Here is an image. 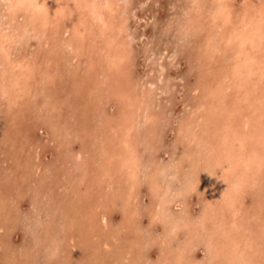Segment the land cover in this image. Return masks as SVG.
<instances>
[{
  "label": "rangeland",
  "instance_id": "374dc122",
  "mask_svg": "<svg viewBox=\"0 0 264 264\" xmlns=\"http://www.w3.org/2000/svg\"><path fill=\"white\" fill-rule=\"evenodd\" d=\"M31 1L0 0V264H264V0Z\"/></svg>",
  "mask_w": 264,
  "mask_h": 264
},
{
  "label": "bare ground",
  "instance_id": "6f19581e",
  "mask_svg": "<svg viewBox=\"0 0 264 264\" xmlns=\"http://www.w3.org/2000/svg\"><path fill=\"white\" fill-rule=\"evenodd\" d=\"M15 1V0H14ZM33 1H35V2H38V3H36V4H34L33 5V7L36 9V10H39V11H41V10H44L45 9V7L47 6V3L45 2V1H40L39 2V0H33ZM33 1H31V3L33 2ZM64 1V0H63ZM211 1V0H210ZM220 1V0H219ZM11 2V1H10ZM75 2V1H74ZM223 2V1H222ZM17 3H18V1H17ZM62 2H60V4H61ZM13 4V3H12ZM229 4V3H228ZM8 5V4H7ZM18 5V4H17ZM20 5V4H19ZM24 5V4H23ZM67 5V4H66ZM221 5V4H220ZM11 6V5H10ZM76 6V5H75ZM113 6V5H112ZM225 6V5H224ZM229 6V5H228ZM227 6V7H228ZM17 7V6H16ZM71 7V6H70ZM15 8V7H14ZM18 8V7H17ZM50 8V7H49ZM66 8V7H65ZM221 8V7H220ZM219 8V9H220ZM69 9V8H68ZM222 9L224 10V8L222 7ZM50 10V9H49ZM218 10V9H217ZM228 10V9H227ZM71 11V10H70ZM200 11V10H199ZM219 11V10H218ZM72 12H73V10H72ZM203 12V11H202ZM228 12V11H227ZM99 13V12H98ZM220 14H221V12H219ZM94 14V13H93ZM227 14V13H226ZM225 12H224V17L223 18H225ZM229 14V13H228ZM75 15V14H74ZM217 15V14H216ZM219 15V14H218ZM214 17V16H213ZM212 17V18H213ZM216 17H218V16H216ZM216 17H215V19H216ZM222 16H220V18H221ZM219 18V19H220ZM226 19V18H225ZM228 19H229V17H228ZM231 19V18H230ZM218 20V19H217ZM224 20V19H223ZM210 21H212V20H210ZM215 21V20H214ZM228 21V20H227ZM221 22V21H220ZM225 22V20L223 21V23ZM229 22V21H228ZM63 23V22H62ZM217 22L215 21V24H216ZM76 24V23H75ZM35 25V24H34ZM222 25V24H221ZM220 25V26H221ZM223 25H226V23L225 24H223ZM231 25V24H230ZM215 26V25H214ZM246 26V25H245ZM211 27H213V26H211ZM228 27V29H229V26H227ZM231 27H232V25H231ZM262 26H258V28H256L257 30H258V32L259 33H261V35H263L264 33H263V31H262ZM108 29V27L105 29V31ZM214 29V28H213ZM220 28H218V30H219ZM223 29V28H222ZM224 29H225V26H224ZM81 30V29H80ZM220 31V30H219ZM225 31V30H224ZM230 31V30H229ZM228 31V32H229ZM31 32V31H30ZM226 33H227V31H225ZM234 33V32H233ZM263 33V34H262ZM109 34H111V33H109ZM232 35V34H231ZM235 35V34H234ZM29 36V35H28ZM32 36V35H31ZM112 35H110L109 37H111ZM217 36H218V34H217ZM227 36H229V34H227ZM115 37L116 36H114V38L113 39H115ZM221 37H222V35H221ZM236 37H237V35H236ZM228 38V37H227ZM230 38V37H229ZM228 38V39H229ZM233 38V37H232ZM219 39V38H218ZM222 39H224V37L222 38ZM226 39V38H225ZM231 39V38H230ZM31 40V39H30ZM112 40V39H111ZM117 40V39H116ZM234 41H235V38L233 39ZM232 40V41H233ZM237 40V39H236ZM252 40V39H251ZM54 41V40H53ZM113 41V40H112ZM222 41V40H221ZM224 41V40H223ZM52 42V41H51ZM217 42V41H216ZM228 42V41H227ZM116 43V42H115ZM114 43V44H115ZM226 43V42H225ZM228 43H231L230 41L228 42ZM45 44V43H44ZM48 44V43H47ZM50 44V43H49ZM125 44V43H124ZM123 44V45H124ZM112 45V44H111ZM116 45H117V43H116ZM115 45V46H116ZM252 45V44H251ZM108 46V45H107ZM240 46V45H239ZM259 46V45H258ZM106 47V46H105ZM119 47V46H118ZM125 47V46H124ZM239 48V47H238ZM125 49V48H124ZM215 50V49H214ZM253 50V49H252ZM52 51V50H51ZM79 51V50H78ZM242 51V50H241ZM112 52V51H111ZM124 52V51H123ZM239 52V51H238ZM126 53V52H125ZM43 54V53H42ZM51 54V53H50ZM122 54V53H121ZM121 54H120V56L119 57H121ZM127 54V53H126ZM238 54V53H237ZM123 55V54H122ZM240 55V54H239ZM125 56V55H124ZM50 57V56H49ZM110 57H112L111 55H110ZM118 57V58H119ZM208 57V56H207ZM237 57V56H236ZM240 58H241V56H239ZM116 58V57H115ZM114 58V59H115ZM218 58V57H217ZM221 58V57H220ZM239 58V59H240ZM117 59V58H116ZM120 59H123V58H120ZM120 59H118V60H120ZM238 59V58H237ZM118 60H116V61H118ZM111 61H112V59H111ZM96 62V61H95ZM240 63V62H239ZM243 63H245V62H243ZM12 64V63H11ZM238 64V63H237ZM31 65V64H30ZM90 67V66H89ZM92 67V66H91ZM22 68H24L23 66H22ZM21 68V69H22ZM28 68V67H27ZM30 68V67H29ZM34 68V67H33ZM4 69H5V67H4ZM20 69V68H19ZM4 71V70H3ZM6 71V70H5ZM7 72V71H6ZM3 74H4V72H3ZM9 74V73H8ZM27 74V73H26ZM246 74V73H245ZM23 75V74H22ZM247 75H249V74H247ZM47 76V75H46ZM236 76V75H235ZM45 77V76H44ZM55 77V76H54ZM237 77V76H236ZM45 78H47V77H45ZM49 78H50V76H49ZM238 78V77H237ZM6 79H7V77H6ZM11 79V77L9 78V80ZM13 79V78H12ZM46 80V79H45ZM50 80H51V78H50ZM264 80V79H263ZM4 81V80H3ZM8 81V80H7ZM25 81V80H24ZM47 82H49V81H47ZM251 82H253V81H251ZM5 83V82H4ZM7 83V82H6ZM245 83V82H244ZM248 83V82H247ZM246 84V83H245ZM22 85V84H21ZM253 85V84H252ZM24 86V85H23ZM27 87V86H26ZM246 87V86H245ZM36 88V87H35ZM238 89V88H237ZM22 91H23V89H22ZM253 91H254V89H253ZM252 91V92H253ZM35 92V91H34ZM239 92V91H238ZM243 92V91H242ZM246 92V91H245ZM23 93V92H22ZM241 93V92H240ZM52 94V93H51ZM55 94V93H54ZM243 94V93H242ZM248 95H249V93H247ZM264 94V93H263ZM261 95V94H260ZM239 97V96H238ZM253 97V96H252ZM251 97V98H252ZM260 98H261V96H260ZM15 99V98H14ZM256 99V98H255ZM262 99V98H261ZM257 100V99H256ZM16 101V100H15ZM248 101H250V100H248ZM14 102V101H13ZM240 102H241V100H240ZM251 102V101H250ZM254 102V101H253ZM249 103V102H248ZM253 104V103H252ZM259 104V103H258ZM257 104V105H258ZM262 104V103H261ZM251 105V104H250ZM255 105V104H254ZM256 105V106H257ZM252 106V105H251ZM258 107V106H257ZM251 108H253V107H251ZM250 108V109H251ZM261 108V107H260ZM254 109V108H253ZM258 109V108H257ZM256 109V110H257ZM255 110V109H254ZM251 111V110H250ZM259 111V110H258ZM263 111V110H262ZM249 112V111H248ZM252 113V112H251ZM244 114V113H243ZM250 116L252 115V114H250V113H248ZM262 114V113H261ZM254 116V115H253ZM262 116H264V114H262ZM246 117V116H245ZM259 117V116H258ZM243 118V117H242ZM257 118V117H256ZM150 119V118H149ZM244 119V118H243ZM245 120H247V118L245 119ZM250 119H248L247 121H249ZM264 120V119H263ZM251 121H253V120H251ZM226 122V121H225ZM244 122H246V121H244ZM249 123V122H248ZM247 123V124H248ZM259 123V122H258ZM258 123H257V125H258ZM243 123H241V125H242ZM246 124V123H245ZM244 125V124H243ZM56 126V125H55ZM247 126V125H246ZM249 127H250V125H248ZM57 129V128H56ZM242 130V129H241ZM254 130V129H253ZM228 132V131H227ZM218 133V132H217ZM225 133V132H224ZM54 134V133H53ZM246 134H247V132H246ZM72 135V134H71ZM261 135V134H260ZM225 136V135H224ZM263 136V135H262ZM226 137V136H225ZM232 138H233V136H232ZM244 138V137H243ZM124 139V138H123ZM234 139H235V137H234ZM259 139V138H258ZM224 140V139H223ZM125 141V140H124ZM249 141V140H248ZM237 142V141H236ZM223 143V142H222ZM221 143V144H222ZM238 143V142H237ZM118 144V143H117ZM248 144H249V142H248ZM131 145V144H130ZM262 145V144H261ZM73 146V145H72ZM229 146V145H228ZM128 147V149H129V146H127ZM257 147V146H256ZM126 148V147H125ZM126 150V149H125ZM259 150H261V149H259ZM130 151H133L132 149L130 150ZM253 151V150H252ZM130 153V152H129ZM71 155V154H70ZM248 155V154H247ZM125 157H126V155H125ZM220 161V160H219ZM230 161V160H229ZM136 162V161H135ZM226 163H228V162H226ZM211 164V163H210ZM215 164V163H214ZM221 164V163H220ZM233 164V163H232ZM216 165H218V164H216ZM215 166V165H214ZM223 166V165H222ZM227 166V165H226ZM216 167V166H215ZM225 167V166H224ZM127 168V167H126ZM228 168H230V166L228 167ZM223 170H224V168H223ZM230 170V169H229ZM127 171V170H126ZM219 171V170H218ZM228 171V170H227ZM231 171V170H230ZM226 172V171H225ZM221 173V172H220ZM131 174V173H130ZM130 176V175H129ZM112 178H114V177H112ZM130 178V177H129ZM146 179V178H145ZM254 179V178H253ZM148 180V179H147ZM148 182V181H147ZM240 182V181H239ZM110 183V182H109ZM108 183V184H109ZM110 186V185H109ZM227 193L229 194V192L227 191ZM129 210V209H128ZM237 212V211H236ZM129 213V212H128ZM238 213V212H237ZM231 214V213H230ZM4 216V215H3ZM105 219V217L103 216V220ZM215 222H216V220H215ZM168 223V222H167ZM176 223V222H175ZM212 223V222H211ZM176 225H177V223H176ZM201 225H202V223H201ZM170 226V225H169ZM210 227V226H209ZM174 228V227H173ZM167 230V229H166ZM169 230V229H168ZM172 232V231H171ZM174 233H175V231H174ZM164 234H166V233H164ZM168 234V233H167ZM169 235V234H168ZM211 235V234H210ZM244 235V234H243ZM162 236V235H161ZM164 236V235H163ZM212 236V235H211ZM210 236V237H211ZM164 237H166V236H164ZM185 237V236H184ZM188 237V236H187ZM162 238V237H161ZM191 238H193V237H191ZM212 238V237H211ZM245 238V237H244ZM165 239V238H164ZM163 239V240H164ZM209 239V238H208ZM162 240V239H161ZM212 240H213V238H212ZM228 240V239H227ZM245 240V239H244ZM215 241V240H214ZM213 241V242H214ZM232 241H234L233 239H232ZM188 242V241H187ZM189 242H190V240H189ZM194 242V241H193ZM192 242V243H193ZM208 242V241H207ZM228 242H230V241H228ZM239 242H241V241H239ZM262 242V241H261ZM7 243V242H6ZM209 243V242H208ZM194 244V243H193ZM237 244H240V243H237ZM196 245V244H195ZM213 245V244H212ZM216 245V244H215ZM215 245H213V248L211 247V249H214L215 247ZM125 246V245H124ZM166 246V245H165ZM210 246V245H209ZM209 246H207L208 248H209ZM218 246V245H217ZM236 246V245H235ZM249 246V245H248ZM118 247V246H117ZM187 247V246H186ZM238 247H240V246H238ZM244 248H246L245 246H243ZM261 247V246H260ZM121 248V247H120ZM218 248H219V246H218ZM61 249V248H60ZM118 249H119V247H118ZM139 249H140V247H139ZM220 249V248H219ZM183 250V249H182ZM189 250H191V249H189ZM215 250H217V252H218V249H217V247H216V249ZM214 250V251H215ZM223 250V249H222ZM212 251V250H211ZM240 251V250H239ZM235 252V251H234ZM7 253V252H6ZM185 253V252H184ZM220 253V255L219 256H222L221 255V252H219ZM232 253V252H231ZM259 253V252H258ZM239 254V253H238ZM182 255V254H181ZM229 255V254H228ZM234 256V255H233ZM239 256V255H238ZM243 256V255H242ZM225 257H226V255H225ZM224 257V258H225ZM235 257V256H234ZM240 258H242L241 256H240ZM253 258H254V256H253ZM243 260H244V258H242ZM242 259H239V261L240 260H242ZM238 261V262H239ZM234 262V261H233ZM230 263V262H229ZM232 263V262H231ZM241 263V262H240Z\"/></svg>",
  "mask_w": 264,
  "mask_h": 264
}]
</instances>
